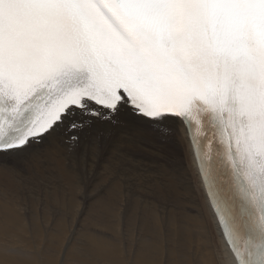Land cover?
I'll return each instance as SVG.
<instances>
[{
	"label": "snow or ice",
	"instance_id": "snow-or-ice-1",
	"mask_svg": "<svg viewBox=\"0 0 264 264\" xmlns=\"http://www.w3.org/2000/svg\"><path fill=\"white\" fill-rule=\"evenodd\" d=\"M204 209L220 264H264V0H0V264L77 214L56 264H182Z\"/></svg>",
	"mask_w": 264,
	"mask_h": 264
},
{
	"label": "bare ground",
	"instance_id": "bare-ground-1",
	"mask_svg": "<svg viewBox=\"0 0 264 264\" xmlns=\"http://www.w3.org/2000/svg\"><path fill=\"white\" fill-rule=\"evenodd\" d=\"M161 151H165V149H161ZM178 152L183 158H175L173 160V165H183L184 168L191 170V159L188 153L187 145L184 142L180 143ZM197 198L198 202L203 207V195L199 191L197 192ZM86 203V199L79 202L81 210H83V207ZM204 215L206 223L208 225V240L206 243H202V241L198 237L191 234H186L184 236L185 248H191L194 255L185 251V258L183 259L182 264H220L219 258L221 238L218 234L217 227L214 221L212 220L211 216L208 215L206 209H204ZM76 219H78V214L77 217L71 220H69L67 216H43L42 218L38 217L36 220L33 221L32 236L30 237L33 238V240H30V238L27 240L25 244L26 250L32 249V246L40 247L41 245L43 246V244H46L47 247L45 245L44 246L47 249L44 248L45 250L43 251V261L45 262V264H56L61 249H57L58 246L56 248L54 246V249H50L51 246L49 248L48 246L51 244L50 242L53 240V238H56L58 240L60 238L57 237H63L71 240L72 230L76 226ZM186 219L187 214L182 211L169 213V221L166 226L172 230H175V224L181 223ZM80 223L83 224L84 227L86 225H89V227L97 226V221L93 219L87 212L85 213L84 219L80 220ZM157 227H159V223L149 216V219L146 224V234H148L147 230L155 229ZM54 240L52 242H54ZM58 241L57 244L60 243ZM73 244H75V242H73L69 246V255L67 256L68 260L79 258L78 255L75 254L74 247H71ZM63 245L62 248L64 247ZM173 253V262L179 261L181 258L175 255V250H173Z\"/></svg>",
	"mask_w": 264,
	"mask_h": 264
},
{
	"label": "rangeland",
	"instance_id": "rangeland-1",
	"mask_svg": "<svg viewBox=\"0 0 264 264\" xmlns=\"http://www.w3.org/2000/svg\"><path fill=\"white\" fill-rule=\"evenodd\" d=\"M81 226H82L83 228L89 227V225H86V226L84 227V225L80 223V227H81ZM82 227H81V228H82ZM83 228H82V229H83ZM57 238H60V239H58V240H60V241H58L56 238H53V240L55 239L56 241L54 240V242H52V241H53V240H52V241L50 242L51 244L48 243V244H50V245L48 246V248L51 246L50 249H54V248H53L54 246H55V248L58 246L57 249H61V251H62V245H63V244H64L63 246L67 245L68 242L70 241V239H68V238H63V237H57ZM30 240H33V238H30ZM68 240H69V241H68ZM57 241L60 242V243L57 244ZM64 241H65L66 243H65ZM61 242H62V243H61ZM55 243H56V244H55ZM48 244H47V245H48ZM59 244H60V245H59ZM61 244H62V245H61ZM44 245L46 246V244H43V246H44ZM43 246L41 245L40 248L43 249V251H44V250L47 249V248H45V246H44V247H43ZM32 247H34V246H32ZM46 247H47V246H46ZM59 247H60V248H59ZM71 247H74V249H76V245H75V244H73ZM44 248H45V249H44Z\"/></svg>",
	"mask_w": 264,
	"mask_h": 264
}]
</instances>
